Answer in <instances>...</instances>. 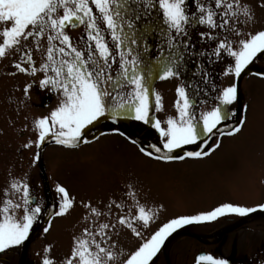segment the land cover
<instances>
[{"label": "snow or ice", "instance_id": "6c2138e0", "mask_svg": "<svg viewBox=\"0 0 264 264\" xmlns=\"http://www.w3.org/2000/svg\"><path fill=\"white\" fill-rule=\"evenodd\" d=\"M157 9L159 23L151 20ZM145 17L155 25L154 29L139 24ZM254 18L251 6L243 5L240 0H0V22L11 25L3 29L5 39L0 43V58L6 56L7 50L17 48L22 39L35 38L37 50H40L39 40L47 35L46 61L39 68L30 50L22 53L21 62L15 65L20 72L32 76L45 73L40 87L62 94L60 105L50 115L35 122L38 129L35 143L38 145L42 146L51 136L59 145L76 148L82 142L88 143L83 139L85 130L102 118L119 121L131 117L150 124L164 138L162 146L140 147L145 156L164 162L184 160V155L175 153L185 146L202 143L203 149L186 153L188 158L200 159L221 147L220 143H215L211 152L205 150L210 146L207 138L218 134L221 137L235 136L244 128L242 122L227 131L221 127L229 124L235 116L231 106L238 99V87L234 84L218 90L215 96L217 105L210 111H198V104L205 101L195 99L196 88L190 89L188 83L181 85L177 89L175 104L178 118H168L167 126L163 127L159 119L151 118L152 112L163 108L162 97L154 92L153 81L173 78L185 71L187 57L196 54L189 38L200 27L205 29L198 32L201 38L206 44L215 46L200 51L199 55L208 63L231 58L232 63L226 66L225 75L241 77L258 56L264 58V30L252 34L236 26L247 25ZM79 27L86 29L83 48L74 44L68 34L69 29ZM150 33L160 35L163 41L156 62L149 55L152 51L147 43L152 38ZM232 36L239 39H232ZM25 57L31 66L30 71L23 66ZM200 67L201 79L207 84L211 74L205 71L204 63ZM32 87L33 84H29L26 91ZM131 142L137 143L136 140ZM25 147L30 148L32 144ZM36 159H40L39 154ZM10 189L19 193L20 198L14 201L8 191L6 196L9 198L0 208V252L28 240L42 213L39 197L27 181L13 180ZM56 190L60 202L54 215L65 216L74 207V198L63 186ZM125 195L135 200L134 193ZM86 207L96 217L103 215L91 205ZM118 207L129 210L119 219V224L137 236H141L137 223L141 227L148 226L155 215L144 206L138 207L135 216L131 214V205L122 202ZM22 209L23 215H19ZM257 210L223 204L206 213L172 219L131 253L123 264H152L167 238L185 225L215 221L231 214L244 217ZM260 210H264V205ZM110 227L104 223L99 226V231L85 228L62 264H115L117 253L97 241L98 236L111 239ZM47 251L51 252V249ZM198 262L228 264L227 260L211 255H200ZM42 264H55V261L45 257Z\"/></svg>", "mask_w": 264, "mask_h": 264}, {"label": "rangeland", "instance_id": "374dc122", "mask_svg": "<svg viewBox=\"0 0 264 264\" xmlns=\"http://www.w3.org/2000/svg\"><path fill=\"white\" fill-rule=\"evenodd\" d=\"M240 2L245 6H251L255 18L247 25L236 26L241 31L252 34L264 30V0ZM151 20L159 23V16ZM146 25L153 29L155 27L150 20ZM10 26L0 22V43L5 39L2 35L3 29ZM204 31V27H200L198 31L192 32L189 39L195 46L196 54L187 57L183 73L166 80L153 81L154 92L161 95L163 108L151 113L152 119H159L162 126L166 127L168 118H178L179 113L175 104L178 99L177 89L181 85L188 83L190 89L196 88L195 99L205 101L198 104V111H210L218 103L215 100L217 91L234 84L237 86L238 82V99L231 106L235 116L229 124L221 127L226 130L232 126L241 107L244 110L245 126L239 135L231 139L226 138L223 143V137L219 135L213 137L209 147L220 143V150L214 152L212 158L208 157L202 161L164 162L145 156L140 152V147L148 149L153 144L162 146L164 138L160 140L156 129L150 124L131 117L121 118L115 121L116 124L112 119L102 118L85 130L84 139L88 138L87 141L90 139L87 145L76 147L77 149L47 145L41 154L42 146L35 143L38 141L35 122L50 115L60 105L62 94L40 87V81L45 78V73L38 72L32 76L20 72L15 65L21 62L22 53L30 50L35 65L39 68L46 61V50L49 47L47 35L39 40L40 50H37L35 38L22 39L17 48L7 50L6 56L0 58V208L9 198L6 192H11L10 198L14 201L20 198L19 193L10 189L11 182L27 181L31 190L40 194L42 213L30 234L35 232L52 208L44 169L49 184L54 187L57 208L60 202V195L56 190L58 186L71 191L75 201L68 214L61 217L66 220L58 221L56 218L52 221L56 230H50L51 226L45 234L40 231L39 235L31 240L26 249L27 264H42L45 257L52 258L55 264H62L70 256L75 239L82 236L85 228L90 229V226H83L87 223L95 225L96 228L93 229L95 231H99V226L104 223L112 226L108 229L111 239L98 236L97 241L117 253L118 259L115 264H123L131 253L172 219L206 213L220 207L223 205L222 202L226 201L249 206L264 201V75L250 74L248 71L239 78L225 75L226 66L232 63L231 58L227 57L208 63L199 52L209 50L215 45L206 44L198 34ZM68 34L74 44L78 43L83 48L84 40L87 39L84 27L75 31L68 30ZM150 35L152 38L147 43L152 51L149 55L153 62H156L163 41L158 34ZM231 38L239 39L235 36ZM24 61L23 66L30 71L31 66L27 64L26 57ZM202 63L205 64V71L211 74V80L207 84L200 76ZM249 67L264 73V58L258 56ZM29 84H33V87L26 91ZM54 93L55 101L46 105ZM51 138L54 137L50 136L46 141ZM132 140H136L137 143L133 144ZM27 144H32V147H25ZM200 145L202 143L188 145L184 149L193 151ZM37 154L40 156L38 160ZM221 155L224 168L217 169L222 163ZM129 192L135 194V200L126 197L125 194ZM122 202L132 206L133 216L138 214L139 206H144L148 212L155 213L148 226L141 227L137 223L141 236L119 224V219L129 211L128 208L118 207ZM86 205L100 210L103 215L94 216ZM19 215H23V209ZM226 222L223 220L219 221L218 225L195 229L197 231L214 229ZM250 225L249 232L238 231V237L231 236L223 243L219 252L229 254L232 250L230 248L232 241L235 239L240 241L249 237L252 240H260L264 237V220H253ZM215 245L221 243L207 245L187 236L175 243L170 242L168 255L173 264H191L194 255L199 251L212 248L217 251ZM49 248L51 252L47 251ZM21 252L22 248H19L10 256L6 254V258L0 259V264H17ZM157 264H166L164 253L160 254Z\"/></svg>", "mask_w": 264, "mask_h": 264}, {"label": "flooded vegetation", "instance_id": "af4514ba", "mask_svg": "<svg viewBox=\"0 0 264 264\" xmlns=\"http://www.w3.org/2000/svg\"><path fill=\"white\" fill-rule=\"evenodd\" d=\"M247 247H252V250L258 252L259 247H258V240L256 239H251L250 241H246L244 244ZM233 261V257L230 259V262ZM237 264H264L263 260L257 257L254 261H247V258H244L242 260H237Z\"/></svg>", "mask_w": 264, "mask_h": 264}, {"label": "bare ground", "instance_id": "6f19581e", "mask_svg": "<svg viewBox=\"0 0 264 264\" xmlns=\"http://www.w3.org/2000/svg\"><path fill=\"white\" fill-rule=\"evenodd\" d=\"M248 69H249V68H248ZM248 69H246L245 71H247ZM245 71H244V72H245ZM238 135H239V134H238ZM234 137H235V136H234ZM182 230H183V229H182ZM161 251H162V250H161ZM160 253H161V252H160Z\"/></svg>", "mask_w": 264, "mask_h": 264}]
</instances>
